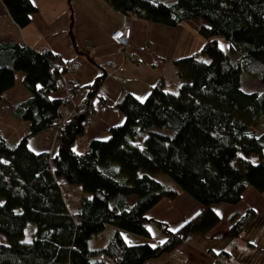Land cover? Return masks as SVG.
<instances>
[{"label":"trees","instance_id":"16d2710c","mask_svg":"<svg viewBox=\"0 0 264 264\" xmlns=\"http://www.w3.org/2000/svg\"><path fill=\"white\" fill-rule=\"evenodd\" d=\"M104 1L148 24L172 28L201 19L197 35L202 44L172 60L180 82L175 92L158 80L143 103L123 93L110 105L124 120L111 126L105 139L86 144L89 156L81 152L83 146L75 147L85 131L77 117L85 122L93 113L105 75L87 86L82 103L88 111L57 124L59 108L78 89L64 76L69 65L45 49L0 44V99L13 86L15 71L22 72L29 93L11 108L28 122L27 133L15 143L0 133V264H182L176 255L182 242L194 235L206 238L220 223L213 205L235 206L247 188L264 192V130H251L264 115V0ZM0 2L19 28L37 12L29 0ZM216 36L224 38L227 52L218 47ZM251 78L260 92L242 90ZM65 87V98L54 96ZM53 127L57 151L31 152L27 138ZM156 173L175 185L165 187ZM63 185L82 193L75 211L67 205ZM179 193L200 205L180 226L172 229L148 214L158 201ZM242 210L229 218L233 238L258 215L249 206ZM152 228L162 241L151 243ZM104 230L105 244L88 248L86 243ZM210 255H223L231 264L225 251Z\"/></svg>","mask_w":264,"mask_h":264},{"label":"crops","instance_id":"0c3cea01","mask_svg":"<svg viewBox=\"0 0 264 264\" xmlns=\"http://www.w3.org/2000/svg\"><path fill=\"white\" fill-rule=\"evenodd\" d=\"M29 1L32 2L37 12L30 16L29 25L24 28H19L13 23L0 2V44L21 43L36 50L45 49L47 52L55 54L57 60L63 64L77 62L79 68L75 72H72L68 67L64 74L72 86H78V89L73 93L72 100L65 106L71 110L82 104L87 95V86L97 76L105 75L97 93L99 97L92 101L93 113L89 115L91 122L85 126L84 134L80 139L82 142L76 147L77 150L88 144L91 139L105 137L111 126L120 125L123 122V114L110 108V105L119 100L123 93L132 94L142 100L147 95L149 88L158 80H162L165 84L167 80H171L173 84L177 82L176 86L178 87L180 82L172 66V60L176 59L174 56L178 52V44L180 40L187 37V31H191L195 35L200 25H203L201 19H193L183 20L182 23L171 28L164 25L148 24L145 20L128 14L125 17L131 33L128 46L123 50L115 46L109 36L122 23L124 15L111 8L106 1ZM108 62L115 63L116 66L114 68L105 67ZM54 96L65 98L66 92L61 89L54 93ZM100 96L105 104L101 101ZM1 134L11 142L4 133ZM55 134L56 131L51 129L45 134L28 137L27 147L33 153L48 151L53 154L57 143ZM259 194L252 188H247L241 196L242 200L235 206L213 205L212 210L217 213L220 223L207 233L206 238L194 235L182 242L176 250V255L179 258L182 255L185 257L182 264H190L189 259L192 258L206 259L207 257L208 264H214V258L209 255L211 252L219 251H225L230 255L231 264L234 263L233 257L237 258V255L245 257L235 242L237 239H243V236L253 230H249V228L257 223L258 216L264 211V199ZM242 206L258 210V216L243 231L242 237L233 238L228 233L229 218L235 213H239ZM259 207L261 212H259ZM199 210L200 205L197 202L186 194L179 193L172 200L158 201L149 209L148 214L162 219L169 227L175 229ZM257 231L258 233H255L252 239L247 238L249 239L247 243L251 242L258 246L257 240L264 237V227L259 226ZM220 235H226L225 240L218 238ZM152 236L151 243L163 240V236L160 233L157 234L154 228H152ZM247 239L245 238V240ZM231 245H235L236 249Z\"/></svg>","mask_w":264,"mask_h":264},{"label":"rangeland","instance_id":"374dc122","mask_svg":"<svg viewBox=\"0 0 264 264\" xmlns=\"http://www.w3.org/2000/svg\"><path fill=\"white\" fill-rule=\"evenodd\" d=\"M187 32H188L187 37L180 40V42L178 44V52L174 56L176 59H178L180 57H184L185 55H189L191 52L194 53L196 51V49H198L199 45L202 44V38L201 37H199L197 34L193 35V33L191 31H187ZM216 39L218 42V47H220L223 51L227 52L226 42H225L224 38L222 36H216ZM186 50H190V51L185 52ZM233 58H238V55L237 54L233 55ZM21 77H22L21 71L20 72L19 71L14 72L15 80H14L13 86L10 88V90L6 91L3 94L2 98L0 99V133H4V135L12 143L17 142L19 139H21L23 134L27 133V131H28V122L24 121V120L22 121L19 118L15 117L11 111V108L14 105L22 102L23 100H25L26 98L29 97V93L27 92L26 89H24V87L21 83V79H22ZM176 83L177 82H175L173 84V82L171 80H167V83L165 84V90H167L169 92H175L177 89ZM241 88H242V90H244L246 92H251V91L260 92L262 90L259 82L254 78L248 79L244 84H242ZM144 98H142V100ZM52 129H54L56 131L57 127H53ZM251 130L256 132V133L264 130V115L258 121L254 122L253 126H251ZM56 133H57V131H56ZM55 136H56V134H55ZM106 137H107V135L105 137H103L102 139H105ZM142 139H143V137H142V135H140L138 141L141 143ZM81 142L82 141H78L75 144V147H77ZM56 151H57V143H56V147H55L53 153H55ZM250 158L253 162H255V156L251 155ZM155 179L158 181H161L165 187H168V186L171 187V186L175 185V183L169 177H167L166 175H164L162 173H156ZM63 186H64L63 194L65 196L66 202L68 203V205L72 209V211L76 210L78 208L77 206H78L80 199L82 197L81 192L76 187H73L70 185L69 186L63 185ZM259 195H261V198L264 199V192L260 193ZM256 204H258V202H256ZM241 208H240V210L242 212L243 210ZM259 209H260L259 212H261L262 210L260 207H259ZM257 212H258V210H257ZM259 226L264 227V211H262L260 213V215L258 216L257 223H255L254 226L249 228V230H252V229L253 230L250 233H248L246 236H243V239H241V240L237 239L236 240L235 244L238 245L237 248L241 252H243L242 254H244L245 257H242V255H237V258L233 257V259H232V261L234 262L233 264H236V263H238V264H248V263L249 264H264V237L257 240L258 246H256L255 244H253L251 242H248L249 244L247 243V241L249 239H252V236L255 233H258L257 229ZM242 233H243V231H242ZM242 233L238 236L242 237ZM107 236H108L107 230H104L99 235L94 236V238H91L86 244H87L88 248L101 247L108 240ZM225 236L226 235H224V236L220 235L218 238H220V239L222 238L223 240H225ZM218 238H216V239H218ZM245 238L246 239L249 238V239L245 240ZM226 241H228V240L226 239ZM223 243H225V241H223ZM231 247L234 248L235 245H231ZM235 249H236V247H235ZM209 256H211V255H209ZM217 257L218 258H215L213 260L214 264H215V262L217 264H225L226 261H225V258L223 255H220ZM183 258L185 259V257L182 255L179 258V261L183 262ZM160 261H163V260L161 259ZM167 261H168V259L165 258L164 262H167ZM189 261H190V264H208V257L206 259L205 258H192L191 260L189 259ZM173 262L175 263L176 261H173ZM161 264H163V263H161Z\"/></svg>","mask_w":264,"mask_h":264},{"label":"built area","instance_id":"2783aa9c","mask_svg":"<svg viewBox=\"0 0 264 264\" xmlns=\"http://www.w3.org/2000/svg\"><path fill=\"white\" fill-rule=\"evenodd\" d=\"M130 33H131V29H129V26L127 25V18L123 16L122 23L112 34H110L109 38H110V41H112L115 46L120 47L124 50L128 46V42H129L128 39H129ZM68 65L72 72H75V70L79 68V64L77 62H71ZM115 66H116L115 63H112V62H108L105 64V67L107 68L108 67L114 68ZM63 90H65L66 95H67L68 87L63 88ZM85 109L87 108L85 107L83 103L80 105H77L76 107H73L72 110L68 109L65 106H61L58 110L60 118L58 119L56 123L57 124L62 123L61 121L64 122L66 121L67 118H70V117H77V115H81L82 111H85ZM90 122H91V119L88 115L84 122L85 126H87ZM81 152H83L84 155L89 156L91 153V150L89 149L88 146L84 145L82 147Z\"/></svg>","mask_w":264,"mask_h":264},{"label":"water","instance_id":"95a60500","mask_svg":"<svg viewBox=\"0 0 264 264\" xmlns=\"http://www.w3.org/2000/svg\"><path fill=\"white\" fill-rule=\"evenodd\" d=\"M77 119H78V124H79L80 126H83V125H84V119H83V116H79V117H77Z\"/></svg>","mask_w":264,"mask_h":264},{"label":"snow or ice","instance_id":"6c2138e0","mask_svg":"<svg viewBox=\"0 0 264 264\" xmlns=\"http://www.w3.org/2000/svg\"><path fill=\"white\" fill-rule=\"evenodd\" d=\"M141 102L143 103V100H141ZM73 151H75V149H73ZM28 242H30V241H28Z\"/></svg>","mask_w":264,"mask_h":264}]
</instances>
